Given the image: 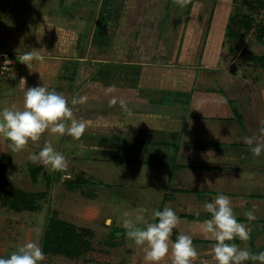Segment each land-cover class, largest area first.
Returning <instances> with one entry per match:
<instances>
[{
    "label": "crops",
    "instance_id": "obj_1",
    "mask_svg": "<svg viewBox=\"0 0 264 264\" xmlns=\"http://www.w3.org/2000/svg\"><path fill=\"white\" fill-rule=\"evenodd\" d=\"M12 2L13 0H0V14L6 12ZM101 2L102 0H98L97 5L87 6L85 14L89 18L76 14L78 8H72L73 13L65 15L60 12L48 15L44 13L39 23L41 29L38 27L36 39L32 47L26 51L39 50L44 61H32L30 70L19 62V57L24 53H10L17 67L13 73L0 79V112L13 105L16 109L23 110L26 89L46 86L49 90L55 89L66 96L76 118L86 121L88 127L103 126V122H106L107 126L114 127V134L115 130H120V135L129 141V145L137 138L148 141L147 145L160 143L166 145L173 151L169 149L167 155L174 157L173 161L174 163L177 161L175 165L179 169L195 167L194 169L206 174L218 175V168L237 163L259 167L257 165L261 163L260 159L264 160V153L259 157L254 156L250 146L244 143V137L264 134L261 131L264 114L261 115L254 109L256 116H252L251 110L255 107H253L255 101L246 104L240 101L243 95L233 96L235 88L241 86H236L235 82H232L234 75L230 71L227 72L228 75L219 67L228 68L230 63L220 65L221 47L217 46L218 50L215 48V51L211 47V38L214 36L210 31L213 29L211 23L205 27L201 36L203 39L196 40L191 36L190 40L186 39L179 45L175 59H167L169 54L165 50L172 44L167 43L166 32L164 36L163 32H160L165 19H161L162 16L157 13L162 10L168 13L170 0H165L166 5L157 10L151 9L152 4L150 6L148 0H110L105 8ZM147 6L150 8L149 11L145 10ZM145 12L146 16L143 17ZM153 13L156 18L153 17ZM73 14H76V19ZM151 17L153 19H150ZM1 20L0 16V23ZM175 23L177 24L176 21ZM171 24L169 19L165 23L167 29L170 26L167 33L171 36L169 38H173L180 27L174 25L171 27ZM183 28L186 30L185 26ZM7 43V37L0 34L1 48H6ZM180 53L185 63L175 64L173 61L179 59ZM89 63L90 67L87 66ZM67 64H74V67L69 66L67 69ZM52 78H56L59 84L55 83L54 86L51 83ZM35 80L38 83H35ZM47 81L51 85H47ZM86 83L88 85L84 87ZM219 88L225 91V97L221 93L222 90L217 91ZM82 95L87 96L85 104L71 105L73 97ZM113 97L117 99L114 105L109 102ZM229 99H233L242 112L244 121L242 126L235 123L236 114L228 102ZM120 100L125 101L126 107H121ZM177 108L181 110L176 111ZM180 130H185L183 134L185 140L189 142L185 144L184 149L171 147ZM10 143L0 136L2 187L8 186L11 172L13 151ZM253 157L258 159L254 161ZM200 182H197L200 186L173 189L172 193H166L163 197H171L166 200L168 207H171L180 219L178 227L173 229L176 237L183 233L193 238V244L200 254L196 264H199V260L216 264L211 254V247L215 241L202 232L201 223L205 219L200 217L208 215L211 218L204 205L219 194L210 192L205 181ZM12 190L16 189L10 187L7 191H0L3 194L0 198L2 210L18 214L22 211H35L29 208L30 203L21 211L10 208L5 196ZM199 190L201 192H198ZM230 200L237 220L245 225L251 222L249 226L247 225L250 229V240L247 242L239 240L236 244L247 250H250V246L252 248L256 246L257 249L254 250H258L256 253H259L262 250L261 246H264V235H260L258 224L255 227L252 224L258 217L250 221L243 215L242 208L249 205V200L242 201L237 197ZM250 206L256 215L258 209L255 206L258 205ZM3 217L0 216L3 222L0 226L3 229L2 234L8 236V241L4 237L5 243L11 240L7 232L12 233V223L10 218ZM253 231H258L259 234L256 235ZM254 234L258 244L254 243L252 236ZM2 249L3 246L0 244V251Z\"/></svg>",
    "mask_w": 264,
    "mask_h": 264
},
{
    "label": "rangeland",
    "instance_id": "obj_2",
    "mask_svg": "<svg viewBox=\"0 0 264 264\" xmlns=\"http://www.w3.org/2000/svg\"><path fill=\"white\" fill-rule=\"evenodd\" d=\"M258 1H260L259 4L255 3L257 0H192L186 8H180L173 3V0H170L168 13L163 10L157 13L162 16L161 19H165V23L169 19L172 23L171 27L172 25L180 26L173 38H169L171 36L167 34L170 26L167 29L164 23L160 30L163 36L166 32L167 43L172 44H169V50L168 48L165 50L169 54L165 55L167 59L177 56V50L182 41L190 40L191 36L192 39H203L201 36L204 34V29L208 23H211L213 29L210 31L214 35L211 38V47L213 51L217 49V46L221 47L220 65L230 63L228 68L219 67L225 73L230 71L234 75L232 82H235L236 86H241L235 88L233 96L243 95L240 101L246 104L255 101V105L253 104L255 107L251 110L252 116L255 115L254 109L261 115L264 114V67L249 62L240 55V51L243 49L254 55L264 56V38L257 37L258 29H264V0ZM108 2L110 3V0H102L103 8L108 6ZM148 2L150 6L152 4L151 9L155 10L166 5L165 0L152 2L148 0ZM249 2H252V6ZM94 4L97 5L98 0H13L6 12L0 14L2 17L0 34H4L8 41L6 48L0 46V51L21 54L32 47L38 27L41 29L39 23L44 13L48 15L60 12L65 15L73 13L72 8H78L75 11L76 14L80 17H88L85 14L88 10L87 6ZM149 9V6L145 8L146 11ZM92 10L94 11V8ZM76 14H73L74 19ZM152 15L156 18L154 13ZM145 16L146 12L143 14V17ZM230 17L235 19L231 24L236 38H231L226 30L225 25ZM245 19H248L252 25L250 31L242 27V21ZM181 26H185L186 30H183ZM191 32L193 34L190 35ZM204 38L207 39L205 35ZM149 48L148 46L147 49ZM180 58L181 53L179 59L173 62L185 63L184 58L181 60ZM69 66L74 67V64H67L66 68L69 69ZM87 66L90 67V63ZM36 82L38 83L37 80ZM51 83L59 84V81L52 78ZM51 83L47 81V85ZM231 84L229 81V85ZM87 85L86 83L84 87ZM221 90L222 88L217 89V91ZM221 93L225 97V91L222 90ZM228 102L236 114L235 123L242 126L244 122L242 112L233 99H229ZM178 110L181 108L176 109ZM103 123V126H94V128L87 126L80 140H75L67 134L60 137L46 131L39 141H29V147L23 151H13L8 186H0V191H7L11 187L21 192L39 194L41 198L32 203L37 206L35 211H22L18 214L14 211L8 213L7 210L0 208V216L10 218L12 223V233L7 232L10 242L3 243L8 236H4L5 233L2 234L3 229L0 226L2 258H9L13 251L27 242H37L42 247L46 222L49 217L54 216L78 228L91 230V250L80 258L72 260L46 255V259L40 264H145V253L142 247L136 246L133 241L126 238L123 221L129 218L134 220L136 210L143 207L147 209L144 213L145 220L158 222V219L153 220L152 213L155 210L163 211L166 206L168 207L166 200L171 197L164 198L166 193H172L173 189L200 186L197 183L200 181H205L209 191L215 194L223 193L231 199L237 197L242 201L248 199L249 205L242 208L243 213L252 211L250 204L258 205L255 206L258 209L255 218L258 217V220L252 224L254 227L258 224L260 235H264L263 159H260L261 163L257 165L259 167H248V164L237 163V165L218 168V175L206 174L194 169L195 167L179 169L175 165L177 161L176 163L173 161L174 157L167 155L166 152L170 148L166 145L161 143L147 145L148 141L137 138L130 146L129 141L120 135V130H115L114 134V127L107 126L106 122ZM184 131L180 130V133H177L178 136L177 138L175 136L171 147L184 149L185 144H189L188 140H185ZM157 137L162 136L157 135ZM46 143H51L57 152L66 157L68 162L66 172H52L49 171L50 166L46 167L39 161L28 160L30 154H38ZM141 145L143 147H140ZM252 159L256 161L258 158ZM64 175L70 178L65 179ZM2 195L0 192V198ZM30 201L32 200L29 199L28 202ZM260 216L262 217L259 218ZM108 221L111 223L109 224ZM2 223L0 220V224ZM250 224L251 222H247L248 226ZM258 231L253 233L257 235ZM254 235H252L254 243L258 244ZM4 237H6L5 240ZM176 239L173 231L170 241L175 242ZM236 241L239 239L236 238ZM254 248L257 249L256 246L253 248L250 246L249 251L258 252ZM261 249L263 250L264 246H261ZM171 259L169 254L161 264H171ZM245 264H259V262L247 261Z\"/></svg>",
    "mask_w": 264,
    "mask_h": 264
},
{
    "label": "clouds",
    "instance_id": "obj_3",
    "mask_svg": "<svg viewBox=\"0 0 264 264\" xmlns=\"http://www.w3.org/2000/svg\"><path fill=\"white\" fill-rule=\"evenodd\" d=\"M191 2L192 0H173L180 8H186ZM34 60L44 61L39 50L33 49L19 57V62L30 70ZM21 81L24 82L23 79ZM86 102L87 96L84 95L71 99V105H82ZM109 102L114 105L117 99L113 97ZM119 103L122 108L126 107L124 100ZM86 128L87 122L76 118L68 98L55 89L49 90L46 86L26 89L23 110H18L13 105L0 112V136L11 142L10 147L14 152L23 151L29 141H39L46 131L60 137L67 134L75 140H80ZM261 131L264 133V122ZM244 143L250 146L254 156L259 157L264 153V134L244 137ZM28 160L50 166L49 171L52 172H66L68 168L66 157L57 152L51 143H46L38 154H30ZM204 208L211 214V218L203 220L201 229L215 241L211 254L216 264H245L247 261L264 264V251L252 253L232 242L236 238L249 241L250 229L237 220L227 195H217L205 203ZM146 211L143 207L138 208L134 220L129 218L123 221L126 238L136 246L142 247L145 264H161L170 251L171 264H196L200 254L191 235L182 233L174 243L170 241L173 229L180 223L176 212L166 206L163 211L155 210L152 213L153 220L158 219V222H147L144 216ZM243 215L250 221L255 219L253 211H246ZM45 259L46 255L39 243L27 242L13 251L9 258H0V264H40ZM199 264H208V261L199 260Z\"/></svg>",
    "mask_w": 264,
    "mask_h": 264
},
{
    "label": "trees",
    "instance_id": "obj_4",
    "mask_svg": "<svg viewBox=\"0 0 264 264\" xmlns=\"http://www.w3.org/2000/svg\"><path fill=\"white\" fill-rule=\"evenodd\" d=\"M259 2L260 1L257 0L255 3L259 4ZM251 4L252 2H249V5ZM234 21L235 19L230 17L226 25L227 33L231 38H236V35L232 31L231 24V22ZM242 27L246 31H250L252 29V25L248 19L242 21ZM257 33V37L259 39L264 38V29L259 28ZM240 55L244 56L247 60H249V62L257 63L261 67H264V56H257L243 49L240 51ZM5 197L10 203V208L19 211L25 209L29 203V208L31 210H36L37 206L32 205V203L38 198H41L40 195L36 193L29 194L16 190H12ZM29 199L32 201L28 202ZM200 218L209 219L210 216L207 215ZM91 238V230L86 228H78L73 224L51 216L45 225L42 239V249L45 255L61 256L71 260L78 259L91 250ZM232 242L236 243L237 241L235 239ZM261 251H264V249Z\"/></svg>",
    "mask_w": 264,
    "mask_h": 264
},
{
    "label": "built area",
    "instance_id": "obj_5",
    "mask_svg": "<svg viewBox=\"0 0 264 264\" xmlns=\"http://www.w3.org/2000/svg\"><path fill=\"white\" fill-rule=\"evenodd\" d=\"M17 64L14 57L10 54L0 51V79L6 75L13 73L16 70ZM67 179L69 176L64 175Z\"/></svg>",
    "mask_w": 264,
    "mask_h": 264
}]
</instances>
